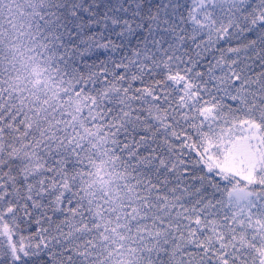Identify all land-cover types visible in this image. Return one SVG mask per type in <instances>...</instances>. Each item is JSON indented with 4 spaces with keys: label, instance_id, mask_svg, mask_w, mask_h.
<instances>
[{
    "label": "snow or ice",
    "instance_id": "obj_1",
    "mask_svg": "<svg viewBox=\"0 0 264 264\" xmlns=\"http://www.w3.org/2000/svg\"><path fill=\"white\" fill-rule=\"evenodd\" d=\"M41 200L58 236L12 243ZM0 236V264H264V0H0Z\"/></svg>",
    "mask_w": 264,
    "mask_h": 264
},
{
    "label": "trees",
    "instance_id": "obj_2",
    "mask_svg": "<svg viewBox=\"0 0 264 264\" xmlns=\"http://www.w3.org/2000/svg\"><path fill=\"white\" fill-rule=\"evenodd\" d=\"M90 2H94L97 5H107L109 4V0H90ZM116 0H111V3H115ZM187 2V1H186ZM188 4V2H187ZM106 8H101V11H106ZM109 27H114L112 25H109ZM104 25L101 24L99 26H93L92 31L94 33H102L104 35H108L117 45H119L121 42L120 40L116 39V36L114 32H104ZM119 30V28H117ZM246 35V34H245ZM254 37H249V39H252ZM237 40L241 41L242 43H246L247 41L244 40L243 35L241 37H234L233 42L231 44H220V45H215L214 47H220V48H228V47H236L237 45ZM200 49H195L192 51L191 55L193 56L194 59H197L201 65L206 64L207 61L203 59L204 56H207V53H201V56L198 58L196 57V52H199ZM127 54V53H125ZM225 55H228L225 53ZM116 58V57H113ZM101 60H108L107 55H102L100 57ZM186 59V58H185ZM99 63V61H97ZM203 67H197L196 71H202ZM135 71V69H133ZM136 75H139V73H136ZM159 79V76L156 77ZM153 84L152 78H150L147 74L143 77V82L141 80H135L131 82V87L134 89H139V88H145ZM127 86V85H126ZM207 99V97H206ZM179 119V117H177ZM180 123L183 125V127L186 129L188 127L187 124L184 123L183 120L180 121ZM177 132H181V128L177 127L176 128ZM191 135L194 136L193 133H190ZM163 140V137H161V142ZM155 147V145L153 146ZM161 150H163V147L161 146ZM7 171V170H5ZM19 187V185H17ZM243 187V182L240 185ZM46 195V194H45ZM21 203H24V201H21ZM41 204H43L45 207L42 209H35L31 206L29 202V207H28V212L29 215L25 216L24 215V209L21 208L20 212L18 213V216L23 217V223H19V230L17 231L16 235L14 236L15 243L17 242L18 239L23 240V243L25 245H35L41 240H43L45 243H48L51 245L52 243V237L58 236V233L56 232V227L57 224L60 223L64 219L63 216H57L54 215L51 211L47 210V200H41ZM61 229L63 231H67V228L63 227L61 225ZM8 245L7 240L5 239L4 236H0V249L6 248ZM58 250V249H54ZM40 255L44 256V251L42 250ZM50 258L45 256L44 260H38L37 264H47V261Z\"/></svg>",
    "mask_w": 264,
    "mask_h": 264
},
{
    "label": "rangeland",
    "instance_id": "obj_3",
    "mask_svg": "<svg viewBox=\"0 0 264 264\" xmlns=\"http://www.w3.org/2000/svg\"><path fill=\"white\" fill-rule=\"evenodd\" d=\"M186 1L188 2L189 7H192L193 4L195 3V0H184V2L187 4ZM119 31H120V29L118 30L116 28V32H119ZM212 127H213V129H215V130L218 131V128H217V126L215 124H213ZM220 127L225 128L226 131H227L228 128H231V133H229V134L230 135H233L234 137H242V136L248 135V131H247V129L244 126H236V127H233L232 125H221ZM4 237L7 240V242L9 243L10 242L9 239L6 236H4ZM11 242L12 243H15L14 236L11 237Z\"/></svg>",
    "mask_w": 264,
    "mask_h": 264
}]
</instances>
